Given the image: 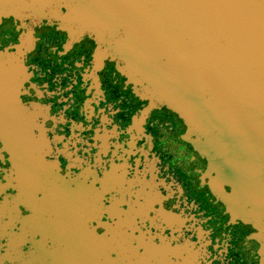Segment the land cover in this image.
<instances>
[{
	"label": "flooded vegetation",
	"instance_id": "1",
	"mask_svg": "<svg viewBox=\"0 0 264 264\" xmlns=\"http://www.w3.org/2000/svg\"><path fill=\"white\" fill-rule=\"evenodd\" d=\"M26 28L33 44L13 94L34 108L45 148L14 164L0 136V264H264V234L212 196L172 112L143 114L91 39ZM22 33L2 19L0 51ZM3 84L1 73L0 106Z\"/></svg>",
	"mask_w": 264,
	"mask_h": 264
},
{
	"label": "water",
	"instance_id": "2",
	"mask_svg": "<svg viewBox=\"0 0 264 264\" xmlns=\"http://www.w3.org/2000/svg\"><path fill=\"white\" fill-rule=\"evenodd\" d=\"M7 18L23 30L12 52L0 51V136L14 164L45 148L34 108L13 94L33 44L26 27L54 24L70 41H93L96 63L114 64L143 114L172 112L212 196L264 234V0H0Z\"/></svg>",
	"mask_w": 264,
	"mask_h": 264
}]
</instances>
